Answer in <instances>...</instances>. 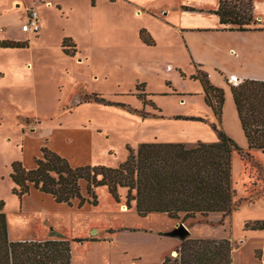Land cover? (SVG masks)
<instances>
[{
  "label": "rangeland",
  "instance_id": "1",
  "mask_svg": "<svg viewBox=\"0 0 264 264\" xmlns=\"http://www.w3.org/2000/svg\"><path fill=\"white\" fill-rule=\"evenodd\" d=\"M23 1L18 0L21 7H16L17 12L22 14L26 4ZM58 2L65 13L51 14L44 10V16L49 21L44 37L27 33L31 36L30 45L28 40L23 42L28 47L0 50V201L4 202L7 214L9 238H66L72 249L71 264H149L161 262L166 256H178L182 239L168 233L176 224L183 222L190 230V238H227L234 249L241 248L250 240L247 235L250 230L245 229L246 221L264 220V152L259 149H251L252 156L246 159L236 150L233 153L234 199L240 201V207L227 215L222 212H212L207 216L198 213L195 219L187 220L182 219L183 214L173 219L161 212L140 216L134 204L128 209L121 207L127 206L126 187L119 188L121 200L117 202L106 186H99L96 189L98 205L85 204L82 208L78 207V200H74L72 205L59 203L51 194L42 191L41 194L34 191V195L26 197L33 186L30 193L22 198L13 193L12 163L22 161L25 142L22 131L28 133L32 126L43 127L65 114L74 118L81 110L94 113L95 119L99 118L98 122L104 127L94 133L92 160L83 165L116 167L128 157V146L136 150L144 141L213 142L218 139V132L212 128V123H218L219 128L239 146L248 149L232 91L218 87L223 89L225 98L219 122L214 110L205 101L202 82L193 75L203 71L208 74L210 82L215 80L221 85L226 83L225 72L263 75L264 64L263 67L258 64L264 50V37L247 34L245 38H239L233 37L237 34L215 33L212 37L218 44L210 43L207 50L200 49L199 45L194 47L203 58L210 60L203 63L195 57L185 38L171 32L175 31L171 28L161 32L159 25L155 27L171 40L168 47L153 44L142 49L132 44L130 35L138 22L131 11L119 15V22L124 24L123 30H107L99 29L92 22L91 13H95L93 9H96L93 0ZM47 5L50 6L49 3ZM114 8L119 12L121 10L116 6ZM63 34L70 35L77 42L73 40L77 44L73 57L67 53L69 57H64L57 50ZM240 45L246 47L243 54H240ZM49 46L56 49L55 54L51 53L54 57L51 62L41 50ZM231 46L235 50L233 48L229 54ZM12 64L24 68L28 66L31 70L26 77L27 70L20 71L18 75ZM38 72L41 79L44 74L58 73L55 79L61 81L59 89L66 91L62 110L51 108L55 93L50 91L58 90L50 80L45 84V79L44 85L40 82L37 100L35 86H32ZM140 84L144 87L138 88ZM139 91H145V97H138ZM92 92L111 102L91 101V104L79 106L78 97L83 101L85 94ZM41 97H49L51 102L45 103ZM192 116L203 117L206 121L190 119ZM41 126L38 134L47 130ZM67 145L59 138L54 143V147L63 148L65 152ZM27 149L30 152L36 147L29 144ZM86 186L87 182L81 180L82 193L88 196ZM78 238L83 240L77 241ZM257 243L259 241L252 246ZM251 247L245 246L243 253L249 256ZM257 250L260 253L258 258L264 260V247L255 246V256Z\"/></svg>",
  "mask_w": 264,
  "mask_h": 264
},
{
  "label": "trees",
  "instance_id": "2",
  "mask_svg": "<svg viewBox=\"0 0 264 264\" xmlns=\"http://www.w3.org/2000/svg\"><path fill=\"white\" fill-rule=\"evenodd\" d=\"M253 1L219 0L218 8L213 12L219 16L224 29H261L257 26ZM185 8L196 10L195 7ZM139 35L144 43L155 44L146 28H142ZM0 46L20 48L27 44L23 41L0 40ZM62 46L65 53L75 55L77 44L72 38H64ZM193 78L202 82L205 101L220 122L225 101L223 89L214 86L203 71L199 70ZM137 87L143 88L144 85ZM137 95L145 97L146 92L139 91ZM232 95L248 140V149L239 146L219 128L218 123L211 124L218 132L216 141H198L194 144L142 142L136 150L128 146V157L116 167L73 166L68 158L44 145L41 148L43 155L36 158L35 167L27 168L20 160L12 163L11 179L15 183L13 193L22 198L30 193L33 186L51 194L60 203L72 205L74 200H78V207L82 208L85 204L98 205L96 189L99 186H106L117 202L121 200L119 188L126 187L127 207L131 208L134 204L140 216L161 212L173 219L183 214L182 219L187 220L195 219L198 213L203 216L212 212L230 214L240 207V201L234 199L236 191L232 181L234 151H238L243 159L252 156L251 149L264 152V80L246 78L232 86ZM84 101L111 102L97 92L87 94ZM189 118L206 121L203 117ZM81 180L87 182L88 196L82 193ZM245 229L264 230V220H248ZM233 249L227 238L186 237L182 239L178 256H166L161 262L149 264H233ZM258 253L257 257H260ZM71 263L72 249L66 238L11 240L4 202L0 201V264Z\"/></svg>",
  "mask_w": 264,
  "mask_h": 264
},
{
  "label": "crops",
  "instance_id": "3",
  "mask_svg": "<svg viewBox=\"0 0 264 264\" xmlns=\"http://www.w3.org/2000/svg\"><path fill=\"white\" fill-rule=\"evenodd\" d=\"M17 2L18 0H0V40H16V41L28 40L29 41L28 46H29L31 41L30 39L31 36H29V34L30 35L36 34L37 37L40 36L44 37V35L46 34L47 27L49 26V21L44 16V10H48L51 14L54 12H56L57 14L65 13L64 8L58 2V0H24L23 2H25L26 4H25V11L23 14L17 12V8L21 7V4ZM95 2H96V7H95L96 9H93L95 13H91V16H93L91 19L92 22H94V24L99 29L115 30L118 28L123 30L124 24L119 22V15H121L124 11H131L134 13L136 21L138 22V24L134 26L135 27L134 33L130 35L132 39L129 41H131L132 44H134L135 46L137 45L142 49L146 48L147 46H150L144 43L139 35L140 30L142 28H146L149 31V33L153 36L155 40V45L168 47V45H170L171 40L164 37L161 32H164L171 28L175 30L171 32H175V34L178 33L177 35L183 36L185 38V41L188 43L195 57L198 60H201L203 63H206L207 61L210 60L203 58L204 56L201 55L199 52H197V50L195 51L194 47H197L199 45L200 49L207 50L209 48L210 43L216 42L215 37H212L215 35V33L222 35L229 33L237 34L232 36L233 37L240 36L239 38L241 37L245 38L244 35L247 34H248L247 36L250 35L260 36L256 38L264 37V7L263 8L261 7L262 5H264V0L253 1L254 14L258 20L257 26L261 27V29L248 30V31L224 29V26L220 23L219 16L213 12V10L218 8L219 0H114V1L95 0ZM48 3L50 6L47 5ZM115 6L121 9L122 11L121 10L120 12L117 11V8H114ZM185 6L195 7L196 10L186 9ZM29 8L37 11L38 18L41 24V28L38 32H26L21 29L22 23L26 21L28 18ZM50 13L49 16L52 17ZM40 15H42V18H40ZM113 20H115L114 21L115 23H113ZM142 21L143 23H141ZM149 21L151 22L150 24L148 23ZM158 25L160 27L161 32L160 30H157L155 28ZM66 37H70L76 42V40L70 35L63 34L59 38L60 46L58 47L57 50H59L62 56L69 57L65 54V52L62 49L63 47L62 43L64 38ZM216 44L218 43L216 42ZM15 48L18 49L17 47ZM233 48H234L233 46L230 47V49L228 50L229 54H231V50H233ZM239 48L241 49L240 54L246 52V47L244 45L243 46L240 45ZM1 49L14 50V48L11 47L5 48L0 46V50ZM41 50H44L43 52H45V55L48 57V60L50 62L52 59H54L51 53L53 52L55 54L56 52L55 48L49 46V47H42ZM59 52L57 51V53ZM13 55L14 54H12L11 56ZM261 55L262 58L259 59L258 65H261L260 67H263L262 64H264V50ZM230 57H232V55H230ZM12 65H13V69L18 71V75L20 71L22 72L24 70H27L25 71V77L28 74V71L31 70V68L28 66H25L24 68L23 66L17 67L15 64ZM29 65H31V63H29ZM214 71L216 70L214 69ZM38 75L39 72L35 76L36 80L35 83L33 82V86H32L33 88L35 86V93L37 95V100L39 101L38 86L40 82H42V84L44 85L45 79H46L45 84H48V81L50 80L52 86L56 90H58V91H50L51 93H55L53 98L54 103L51 108L55 107V109L62 110L63 109L62 99L66 91L63 92L62 90L59 89V87H61V81L55 79V77L58 76V73L55 72V74H47V75L44 74L42 76V79L38 78ZM231 75L237 76L240 82H242L246 78L264 80V74L255 75L249 73H236L233 71L230 73L225 72V78H224V80H226L225 84L221 85L220 82H217L215 80H212L211 82L216 87L223 86L226 91H232V86L236 84L228 80ZM202 91H204L203 87H202ZM87 94L90 93H86L85 96ZM41 100H43L45 103H47V101L51 102V99L49 97H41ZM77 100L79 106L83 104H91V101H84V100L80 101L79 97ZM70 103H73V101L72 102L70 101ZM76 106L78 105L76 104ZM236 114L238 115L237 111ZM238 120L241 125L239 115H238ZM98 121L99 118L95 119L94 113H89L88 110L85 111L81 110L79 113L75 114L74 118H68V116L65 114L61 119L52 120L43 127L39 124L41 128H43L44 130L47 129L43 131L41 134L37 133V131L40 130V126H35V125L32 126L30 128V132L28 133L24 132L23 130L22 138L25 141L24 146L22 147L23 155L21 157L23 165L27 168L35 167L36 158L41 157L43 155L41 148L46 143L52 150L68 158V160L73 166L83 165L85 163L90 162L92 160V158L90 157H92L91 153L93 152L92 138L94 136V133L95 132L97 133L104 129V127L102 126L103 124ZM56 138H59L63 140V142H66L68 144L66 152L62 150L63 148L54 147ZM174 142H181V141H174ZM29 144H32L33 147L35 145L36 149L33 151L31 150L30 152L28 149L26 150ZM27 154L29 155L28 158H27L28 156ZM34 191L41 194V191L37 190L36 188H33L31 190V193L26 197L31 196V194L34 195ZM43 193L47 194L45 192ZM247 235L249 236L250 240L245 242V244L241 248L238 249L235 248L233 250V264H264V260L259 259L257 255L255 256L253 254V249L255 246H259V247L261 246V248L264 247V230H250L249 234ZM256 241H259V243L252 246L253 243H255ZM245 246L247 247L252 246L251 253L249 256L243 253L244 251L243 249Z\"/></svg>",
  "mask_w": 264,
  "mask_h": 264
},
{
  "label": "built area",
  "instance_id": "4",
  "mask_svg": "<svg viewBox=\"0 0 264 264\" xmlns=\"http://www.w3.org/2000/svg\"><path fill=\"white\" fill-rule=\"evenodd\" d=\"M28 18L22 23L21 29L26 32H38L41 28V24L38 18L37 11L34 9H28ZM229 81L235 84L240 83L237 76L231 75Z\"/></svg>",
  "mask_w": 264,
  "mask_h": 264
},
{
  "label": "water",
  "instance_id": "5",
  "mask_svg": "<svg viewBox=\"0 0 264 264\" xmlns=\"http://www.w3.org/2000/svg\"><path fill=\"white\" fill-rule=\"evenodd\" d=\"M171 236H177L181 239H184L186 237H189L190 230L189 228L182 222L179 224H176L175 228L171 230L169 233Z\"/></svg>",
  "mask_w": 264,
  "mask_h": 264
},
{
  "label": "bare ground",
  "instance_id": "6",
  "mask_svg": "<svg viewBox=\"0 0 264 264\" xmlns=\"http://www.w3.org/2000/svg\"><path fill=\"white\" fill-rule=\"evenodd\" d=\"M121 207H122V209H128L126 205H123V206H121ZM96 231H97V229H95V232H96Z\"/></svg>",
  "mask_w": 264,
  "mask_h": 264
}]
</instances>
